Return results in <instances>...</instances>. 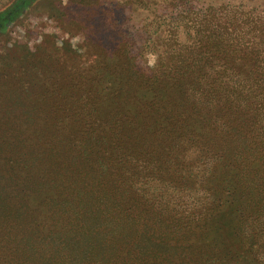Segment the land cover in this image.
<instances>
[{
    "label": "rangeland",
    "instance_id": "obj_1",
    "mask_svg": "<svg viewBox=\"0 0 264 264\" xmlns=\"http://www.w3.org/2000/svg\"><path fill=\"white\" fill-rule=\"evenodd\" d=\"M191 2L192 6L177 4L176 0H34L27 5L21 0H0V15L19 8L15 17L0 25V191L11 195L10 211L21 203L26 218L8 229L5 221L0 224V264H45L30 257L28 241L33 232L36 234L35 222L48 214L43 206L48 193L45 189L35 192L33 183L24 191L15 185L48 168L45 158L39 156V165L29 168L28 153L35 157L31 152L45 151L52 143L58 145L52 152L56 156L74 154V142L82 136L80 121L89 107L97 102L99 119H111L119 105L134 108L136 97L162 108L159 117L145 127L147 139L142 144L146 150L161 153L157 168L162 169L164 183L171 182L169 194L176 205L171 204V212L212 200L213 192L228 208L229 216L208 220L204 232H198L195 239L189 234L190 250L181 261L218 264L225 259L228 264H264V247L255 253L242 233L245 228L237 230L243 220L234 210L240 198L233 203L228 193L235 183L223 184L220 169L213 178L199 172L192 147L184 151L183 170L171 164L161 144L171 129L170 111H184L194 97L189 81L175 82L164 74L165 81L160 83L162 77L157 75L170 71V57L175 51L189 50L194 42L193 29L182 23L179 26L178 17L189 8L201 14L212 8L219 15L209 27V43L203 44L202 55L210 63L201 73L244 77L247 66L242 60L251 64L255 57H264V0ZM224 11L243 19L240 23L220 20ZM140 70L149 75L142 78ZM112 92L119 95L114 98ZM189 113L195 120L197 113ZM202 125L198 131H204ZM18 160L26 164L15 175L13 162ZM191 171H198V176ZM141 183L151 191L161 190L157 180L143 178ZM5 231L8 234L2 238Z\"/></svg>",
    "mask_w": 264,
    "mask_h": 264
},
{
    "label": "trees",
    "instance_id": "obj_2",
    "mask_svg": "<svg viewBox=\"0 0 264 264\" xmlns=\"http://www.w3.org/2000/svg\"><path fill=\"white\" fill-rule=\"evenodd\" d=\"M21 1L28 5L34 0ZM176 1L192 6L191 0ZM18 9L0 15V25H6L15 17ZM218 15L212 8L202 14L189 8L178 17L179 26L182 23L185 28L193 29L194 42L189 50L175 51L170 57V71H160L157 75L162 77L160 83L165 81L164 74L175 82L189 81L194 99L184 111H170L171 129L165 132L161 144L171 164L180 171L186 161L184 151L192 147L197 158L195 167L201 168L199 172L213 178L220 169L223 184L235 183L228 193L233 203L240 198L234 210L243 220L237 230L245 228L246 232L242 233L257 253L264 247V57H255L251 64L244 58L243 65L247 66L244 77L202 74L210 63L209 58L205 60L202 55L203 44L209 43V27L215 24ZM221 19L240 23L243 18L224 11ZM177 32L178 28L176 35ZM238 37L241 36L238 34ZM140 74L142 78L149 75L145 70H140ZM118 95L112 92L111 96ZM134 102V108L119 105L116 118L111 119H99L97 102L89 107L80 121L82 136L79 142H74L76 152L72 155L56 156L52 152L58 145L52 143L45 151L31 152L35 157L28 153L29 168L39 165V157L45 158L48 167L42 169L41 174L27 177V181L21 179L15 183L19 191L33 183L35 192L45 189L48 193L43 203L48 214L35 222L36 234L33 232L28 241L33 261L184 264L181 258L190 250V240L195 239L193 236L198 232H204L206 222L229 216L225 202L215 192L212 200L205 199L197 207L191 205L171 212V182L164 183L162 169L157 168L161 153L158 149L146 150L142 144L147 139L145 127L152 118L159 117L162 108L139 97ZM191 111L197 113L195 120ZM200 120L204 131H198ZM25 164L19 160L13 162L15 175L20 174ZM194 173L197 177L198 171H191V175ZM143 178L157 180L161 190L151 191V187L141 183ZM51 190H54L53 195H50ZM11 200V195L0 191V224L5 221L6 229L16 225V221L26 220L21 203L10 211ZM7 234L5 231L1 237ZM224 260L218 264H228Z\"/></svg>",
    "mask_w": 264,
    "mask_h": 264
}]
</instances>
